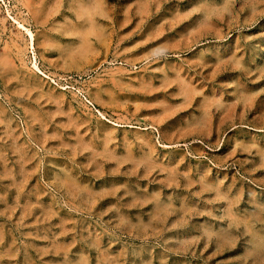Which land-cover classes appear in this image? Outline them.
Here are the masks:
<instances>
[{"label":"rangeland","instance_id":"1","mask_svg":"<svg viewBox=\"0 0 264 264\" xmlns=\"http://www.w3.org/2000/svg\"><path fill=\"white\" fill-rule=\"evenodd\" d=\"M0 264H264V0H0Z\"/></svg>","mask_w":264,"mask_h":264},{"label":"bare ground","instance_id":"2","mask_svg":"<svg viewBox=\"0 0 264 264\" xmlns=\"http://www.w3.org/2000/svg\"><path fill=\"white\" fill-rule=\"evenodd\" d=\"M36 63H37V61H36ZM34 66H35V64H34ZM38 67V66H37Z\"/></svg>","mask_w":264,"mask_h":264}]
</instances>
